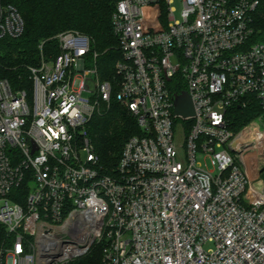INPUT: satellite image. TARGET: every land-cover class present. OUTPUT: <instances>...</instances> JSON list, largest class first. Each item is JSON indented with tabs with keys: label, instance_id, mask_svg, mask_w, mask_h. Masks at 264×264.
Instances as JSON below:
<instances>
[{
	"label": "built area",
	"instance_id": "2783aa9c",
	"mask_svg": "<svg viewBox=\"0 0 264 264\" xmlns=\"http://www.w3.org/2000/svg\"><path fill=\"white\" fill-rule=\"evenodd\" d=\"M0 2V40L17 39L24 20ZM114 2L113 83L73 31L23 85L0 73V264H70L100 242L101 264H264V129L232 149L228 118L264 111V42H250L264 0ZM175 80L195 116L175 115ZM114 98L142 135L108 175L87 125Z\"/></svg>",
	"mask_w": 264,
	"mask_h": 264
},
{
	"label": "trees",
	"instance_id": "16d2710c",
	"mask_svg": "<svg viewBox=\"0 0 264 264\" xmlns=\"http://www.w3.org/2000/svg\"><path fill=\"white\" fill-rule=\"evenodd\" d=\"M14 6L21 14L25 29L17 38L0 40V73L13 85L24 84L27 67L37 65L41 54L51 58L60 53L53 38L63 32H78L92 40V52L97 53L96 65L100 77L113 83L117 76L116 65L122 60L119 40L112 27L114 0H2ZM1 3V2H0ZM254 34L250 42H264V7L253 15ZM41 42H46L40 50ZM174 93L185 91L176 80L171 85ZM264 116L257 101L247 106L235 105L229 111V129L238 133L252 121ZM87 135L92 141L100 161L101 170L115 174L126 142L141 136L137 120L115 98L110 106L102 104L87 125ZM105 244H95L88 255L70 264H101Z\"/></svg>",
	"mask_w": 264,
	"mask_h": 264
},
{
	"label": "water",
	"instance_id": "95a60500",
	"mask_svg": "<svg viewBox=\"0 0 264 264\" xmlns=\"http://www.w3.org/2000/svg\"><path fill=\"white\" fill-rule=\"evenodd\" d=\"M175 115L181 116L183 118H190L195 116V108L193 101L188 93H183L176 96L175 98ZM240 143L239 139L234 140L231 145L232 149Z\"/></svg>",
	"mask_w": 264,
	"mask_h": 264
},
{
	"label": "rangeland",
	"instance_id": "374dc122",
	"mask_svg": "<svg viewBox=\"0 0 264 264\" xmlns=\"http://www.w3.org/2000/svg\"><path fill=\"white\" fill-rule=\"evenodd\" d=\"M176 7L178 8V9H180L181 8V5H180V2L179 1H177L176 2ZM85 95H88L89 96V94H87V93H85ZM254 121H261V124H262V126H261V128H263L264 129V117H262V116H260L258 119H256V120H254ZM253 122V121H252ZM251 122V123H252ZM250 125V124H249ZM248 125V126H249ZM248 126H246L243 130H241L240 132H238V133H234L235 134V136H236V138H238V139H244V137H245V135H246V133L244 132L245 131V129L248 127ZM243 137V138H242ZM235 138V139H236ZM250 153H251V151H247L246 153H245V155H250ZM241 155H242V152H240L239 154H238V156L239 157H241ZM237 156V160L239 159V157ZM239 161V160H238ZM216 175V174H215ZM262 178L264 179V173H263V176H262Z\"/></svg>",
	"mask_w": 264,
	"mask_h": 264
}]
</instances>
